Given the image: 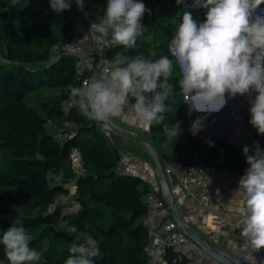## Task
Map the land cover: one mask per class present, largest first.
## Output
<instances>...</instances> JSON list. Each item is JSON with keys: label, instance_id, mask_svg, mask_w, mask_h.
<instances>
[{"label": "trees", "instance_id": "obj_1", "mask_svg": "<svg viewBox=\"0 0 264 264\" xmlns=\"http://www.w3.org/2000/svg\"><path fill=\"white\" fill-rule=\"evenodd\" d=\"M139 2L148 10L141 19L147 31L127 55L143 54L153 60L169 56L167 44L184 11H175L176 0ZM106 5L107 0L85 1L94 20L103 16ZM192 16L198 23L206 19V14ZM82 22L85 17L76 0H71L70 10L59 14L50 8L49 0H0V238L19 217L32 236L30 247L42 253L38 264H64L71 244L89 236L101 250L96 264H146L144 196L154 188L137 175L117 171L120 149L114 135L107 137L102 124L85 118L70 98L69 85L82 86L86 73L78 72L72 55L52 52L53 45L67 41ZM120 51L119 46H111L107 57L114 59ZM179 79L174 65L169 79L173 94L165 101L171 111L164 113L163 123L154 122L149 130V142L162 167L166 162L204 163L244 175L249 165L243 149L219 139L203 141L189 132ZM67 101L71 105L65 110ZM66 121L74 124L76 134L54 137L55 131H64ZM177 122L180 134L168 139L164 124ZM73 147L80 151L86 168L77 176L68 157ZM145 155L155 165L151 151ZM71 180L77 206L63 213L64 205L55 202V195L67 194ZM41 241L46 245L41 247ZM164 257L165 264H186L170 247ZM0 264H9L2 245Z\"/></svg>", "mask_w": 264, "mask_h": 264}, {"label": "clouds", "instance_id": "obj_2", "mask_svg": "<svg viewBox=\"0 0 264 264\" xmlns=\"http://www.w3.org/2000/svg\"><path fill=\"white\" fill-rule=\"evenodd\" d=\"M185 11L172 41L171 55L181 70L178 83L183 102L192 111H219L227 99L244 96L255 91L249 123L258 134H264V0H176ZM56 13L71 9V0H49ZM78 8L82 0H76ZM188 8L207 9L206 19L198 23ZM139 0H107L103 17L90 25V31L106 40L107 46H119L109 64L97 76L80 87L69 85L72 104L88 120L107 121L119 117L125 109L131 110L135 120L145 129L154 122L163 123L164 113L171 111L165 101L173 94L169 83L173 60L169 56L150 59L143 54L134 57L128 51L138 47V38L144 37L147 28L141 23L145 12ZM130 98L134 103L130 102ZM206 117H197L190 131L196 135ZM181 132L179 122L164 124L163 133L168 139ZM249 167L239 180L242 194L238 227L252 250L264 249V150L257 144L251 151L243 148ZM32 236L23 222L16 218L3 233L0 245L9 264H38L42 253L30 247ZM64 264H96L102 258L98 242L87 237L74 241L68 249Z\"/></svg>", "mask_w": 264, "mask_h": 264}, {"label": "built area", "instance_id": "obj_3", "mask_svg": "<svg viewBox=\"0 0 264 264\" xmlns=\"http://www.w3.org/2000/svg\"><path fill=\"white\" fill-rule=\"evenodd\" d=\"M264 9V3L261 4L259 12ZM103 16H98V22ZM89 23L82 22L75 26L71 36L62 44H55L52 47L54 56L61 53H68L73 56L75 66L78 72L86 73L82 81L84 84L89 80V76L94 70V64L100 53L106 48V40L98 33L90 31ZM170 38L167 44L169 56L178 70L181 78V70L175 61V57L171 55ZM112 58L107 56L99 60L97 73H101L104 68L110 67L109 62ZM181 101L185 113V123L189 132L193 122L197 117H206L203 120V127L195 135L203 141L219 139L228 144H232L243 149L248 146L251 151L258 144L263 150V144L255 132L249 121L250 100L254 99L257 93L251 91L250 94L244 96L236 95L227 99V103L219 110L214 112H197L192 111L188 114L189 105L183 102V93L180 89ZM71 105L70 101L64 103L67 110ZM74 124L70 121L64 123V131L57 130L54 137L63 139L76 134ZM101 130L107 136H111V127L102 124ZM69 161L74 175H81L86 172L80 151L73 147L69 151ZM163 169V180L159 188L149 190L145 196L146 211L143 217V223L146 227L148 240L144 246L146 255V264H165V249L170 247L176 251L178 259L185 258L186 264H206L205 259L209 257L206 252L193 240L188 238L182 231L178 229L174 220L169 214L165 199L157 193V189L161 194L166 196L172 195L175 204L180 207L186 201L196 202L203 207H208L211 200L215 197V189L212 182L207 181V174H241L237 169L229 170L227 168H219L204 163L182 164L179 162H166ZM56 180L58 178L56 177ZM68 194L58 192L55 195V202L62 203L63 213L71 212L76 209L77 203L68 200ZM71 230L74 228L71 227ZM217 264H224L217 261Z\"/></svg>", "mask_w": 264, "mask_h": 264}, {"label": "crops", "instance_id": "obj_4", "mask_svg": "<svg viewBox=\"0 0 264 264\" xmlns=\"http://www.w3.org/2000/svg\"><path fill=\"white\" fill-rule=\"evenodd\" d=\"M103 124L111 127V133L120 149L117 171L120 174L137 175L152 188H159L163 178L161 181L157 179L155 165L145 155L149 147L142 141L149 140V129H145L135 120L130 108H126L119 117L103 121ZM255 132L259 137L258 131ZM242 176L243 174L231 173L207 174V181L212 182L215 189V197L209 206L203 207L196 202L186 201L180 206V210L185 223L207 240L234 254L251 252L249 258L257 260L259 255H264V249L252 250L238 227L242 210V194L238 190ZM66 186L68 200L74 201V180L69 181ZM205 263L217 264V261L207 257Z\"/></svg>", "mask_w": 264, "mask_h": 264}, {"label": "water", "instance_id": "obj_5", "mask_svg": "<svg viewBox=\"0 0 264 264\" xmlns=\"http://www.w3.org/2000/svg\"><path fill=\"white\" fill-rule=\"evenodd\" d=\"M85 1L86 0H82L81 10L83 11L85 21L89 24H92L96 20H94L86 11ZM105 39L110 40L111 37L109 36V37H106ZM110 49H111V46H107L100 53V55L96 59V62L94 64V70L90 74L89 79L97 76L96 73H97V69H98V65H99V60L101 58L106 57L108 55V53L110 52ZM98 122L100 124H103V122H101V121H98ZM255 130L257 131L256 128H255ZM128 137H131V136H128ZM259 137H260V140H261L263 147H264V136H263V134H259ZM142 141L149 147V149L151 151V154H152V156L154 158V162H155L157 179L159 181H161V179L163 178V169H162V165L158 159V156H157L152 144L149 142V140H142ZM162 196L165 199V203L167 205L169 214L172 217V219L174 220L178 229L180 231H182L188 238L195 241L206 252V254L210 258H212L216 261H219L221 263H224V264H264V255H259V258L257 260H251L249 258L251 252H246L244 254H234V253H231V252L227 251L226 249L220 247L219 245L207 240L205 237H203L201 234L196 232L194 229H192L190 226H188L185 223V221L183 219L182 212L180 210V207H178L175 204L172 195L166 196L164 193H162Z\"/></svg>", "mask_w": 264, "mask_h": 264}, {"label": "rangeland", "instance_id": "obj_6", "mask_svg": "<svg viewBox=\"0 0 264 264\" xmlns=\"http://www.w3.org/2000/svg\"><path fill=\"white\" fill-rule=\"evenodd\" d=\"M190 4H192V1L189 3V5ZM186 10L190 11L191 14H193L195 16H201V15L206 14V12H207V9H202V8H188ZM175 11H185L184 6L183 5H180V6L176 7L175 8ZM147 152L150 155V149H148ZM44 245H46V242L45 241H41L40 242V246L43 247Z\"/></svg>", "mask_w": 264, "mask_h": 264}]
</instances>
